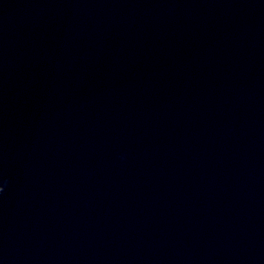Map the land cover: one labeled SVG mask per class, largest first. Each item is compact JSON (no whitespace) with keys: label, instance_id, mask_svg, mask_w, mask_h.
Instances as JSON below:
<instances>
[{"label":"clouds","instance_id":"9594fccd","mask_svg":"<svg viewBox=\"0 0 264 264\" xmlns=\"http://www.w3.org/2000/svg\"><path fill=\"white\" fill-rule=\"evenodd\" d=\"M4 187L3 186H0V193H3L4 192Z\"/></svg>","mask_w":264,"mask_h":264}]
</instances>
